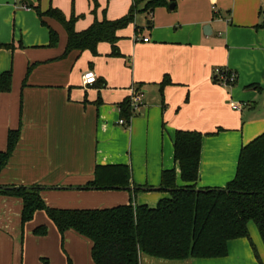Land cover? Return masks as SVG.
<instances>
[{"label": "crops", "instance_id": "crops-1", "mask_svg": "<svg viewBox=\"0 0 264 264\" xmlns=\"http://www.w3.org/2000/svg\"><path fill=\"white\" fill-rule=\"evenodd\" d=\"M29 1L0 0V43L12 45L0 47V73L11 74L10 89L0 91V150L8 131L19 130L0 185L38 184L44 203L55 208L99 209L130 201L155 206L169 195L156 189L162 170L174 169L175 183L184 185L174 160L178 129L204 134L197 188L224 187L234 177L240 147L264 134V24L255 26L264 16V0H168L172 9L156 7L147 12L151 20L144 15L150 37L133 44L131 54L117 32L120 57L101 42L95 54H64V27L46 16L41 23L31 7L36 0ZM38 5L41 11L49 7L47 0ZM53 5L67 14L65 4ZM76 21L74 29L84 30ZM135 24L134 37L140 39L145 27L137 17ZM49 28L58 35L53 46ZM216 68L233 70L235 83L221 84ZM89 70L96 80L84 85L82 75ZM166 77L169 83L160 88ZM132 85L142 90V103L122 125L118 104ZM234 102L240 109L232 108ZM98 164L127 165L129 188H84ZM21 209L20 198L0 195V264H51L47 257L64 264L60 240L71 253L90 251L88 238L72 229L61 235L44 210L22 225ZM250 224L264 264L263 242ZM39 225L46 226L45 234L34 233ZM227 248L216 258L168 260L143 253L140 264H260L245 237L230 240ZM85 263L92 264L84 256Z\"/></svg>", "mask_w": 264, "mask_h": 264}, {"label": "trees", "instance_id": "trees-1", "mask_svg": "<svg viewBox=\"0 0 264 264\" xmlns=\"http://www.w3.org/2000/svg\"><path fill=\"white\" fill-rule=\"evenodd\" d=\"M138 2L140 0L133 1L127 15L113 20L105 16L101 20L94 19L81 31L74 29L78 17L73 14L67 18L57 7L49 6L45 11L39 6L31 7L41 23L46 16L64 27L67 36L64 54L71 50H89L95 54L98 43L107 42L111 47L109 54L119 56L117 31L133 22ZM169 4L168 0H147L144 11L152 13L154 8ZM57 40V32L49 28V44L53 46ZM11 46L0 43V47ZM10 75V71L0 73V91L10 89ZM168 83L169 79L163 78L159 87ZM118 106L120 118L127 124L134 114L128 98ZM203 135L196 130L175 131L174 160L184 185L175 183L174 169L162 170L159 189L169 195L159 199L155 206L130 201L99 209L49 207L40 195L42 186L38 184L9 186L12 188L0 185V195L21 199L22 225L32 219L36 211L44 210L61 235L72 229L88 238L94 264H140L143 253L168 260L222 257L228 252L230 240L249 239V222L256 226L264 245V134L240 147L235 175L224 187L197 188ZM18 139V129L8 131L6 148L0 150V171L6 166ZM130 180L127 165L98 164L94 168V178L84 188L124 189L129 188ZM33 231L43 235L46 226L39 225ZM255 256L259 261L257 253Z\"/></svg>", "mask_w": 264, "mask_h": 264}, {"label": "rangeland", "instance_id": "rangeland-1", "mask_svg": "<svg viewBox=\"0 0 264 264\" xmlns=\"http://www.w3.org/2000/svg\"><path fill=\"white\" fill-rule=\"evenodd\" d=\"M53 1L54 0H47L48 6L54 7ZM57 1L61 4L62 3L65 4V6H67V14L64 11H62L65 14V16L70 17L73 14L74 16L78 17L76 22L78 25H85L84 29L87 28L94 21V19L100 20V19H102L103 16H106V18L109 20H113V19L120 18L124 15H127L130 11V8L133 5V1L131 3L130 0H57ZM142 2H144V1L142 0V1L138 2L135 6L133 22L129 23L128 25H126L125 27H123L117 31L118 34L121 35L120 41L122 42L123 45H125L127 53H130V54H131V48H132L133 44L139 43L140 42L139 40L143 39V37H146V38L150 37L149 32L151 30L147 29V27H149V26L146 25L147 22L145 23L146 20L144 19V15L146 14L145 16L147 17V19H150V20H151V18H150L151 16H148L147 11H146V13L144 12L145 3L143 4ZM38 3H39V0H36V3L34 6H39ZM126 4H128L127 10L125 13L121 14L122 8ZM20 5H22V4L18 3V6H20ZM167 11H169V10H167ZM168 13H173V11H170ZM136 17L138 20L139 19L142 20V25H144V27H145V29H143V35L144 36L139 37L140 39H135V37H134V27H135L134 24H135ZM263 24H264V16H262L260 21L255 25L257 27L256 29L263 26ZM135 28L138 29L137 27H135ZM134 40H137V41L135 42ZM101 45H106L107 47H109V44L107 42H101ZM130 54H129V57L126 56L125 58H130ZM117 57H120V56H117ZM126 62L128 64V67H129L130 62L127 61V59H126ZM262 90L263 89L261 87H259V89L257 90L256 93L259 94L262 92ZM251 100L252 99H250L249 101H251ZM246 103H248V102L246 101ZM263 104H264V101H263ZM250 223H251L250 228L254 229L257 233V230L255 228L254 223H252V222H250ZM250 231L251 230L249 229V239L248 238H246V239H247L248 243L251 245V247L253 246L255 248V251L253 248L252 249H253L254 253H256L255 243L251 239ZM257 235L259 238L260 235L258 233H257ZM79 247L82 248V244ZM85 249H86L85 252H81V249H79L78 253H76V252L71 253L67 250L64 243L62 244V241L60 240V251L62 252V254L64 256V260H65L64 264H68V262H70V264H83L84 263V256H85V258L88 257L90 262L93 264L89 249L88 248H85ZM84 253H85V255H84ZM45 260L49 261V263H51V264H53L55 262L52 257L51 258L47 257Z\"/></svg>", "mask_w": 264, "mask_h": 264}, {"label": "built area", "instance_id": "built-area-1", "mask_svg": "<svg viewBox=\"0 0 264 264\" xmlns=\"http://www.w3.org/2000/svg\"><path fill=\"white\" fill-rule=\"evenodd\" d=\"M24 7L29 8V6L27 4H24ZM142 40L147 41L148 38L144 37ZM215 73H216V76H217L219 82L223 85L232 86L236 81V73L233 70H230L227 68H216ZM82 78H83V84L84 85L92 84L96 80V75L93 71L89 70V71H86L82 75ZM129 91H130V94L128 96V100H129V104H130L132 110L134 111L142 103L143 92L136 85H132L130 87ZM231 106L233 109H237V110L240 109V107H241L240 104L235 103V102L231 103ZM119 123L122 125H125L126 120L120 118Z\"/></svg>", "mask_w": 264, "mask_h": 264}, {"label": "water", "instance_id": "water-1", "mask_svg": "<svg viewBox=\"0 0 264 264\" xmlns=\"http://www.w3.org/2000/svg\"><path fill=\"white\" fill-rule=\"evenodd\" d=\"M27 2L29 3V4H31L32 2L31 1H29V0H27ZM173 6H174V3H170L169 4V9H172L173 8ZM7 188H12V187H7ZM156 189H159V187H157Z\"/></svg>", "mask_w": 264, "mask_h": 264}]
</instances>
